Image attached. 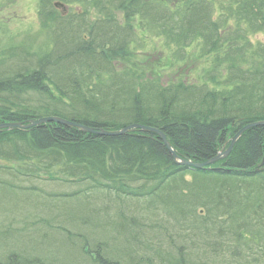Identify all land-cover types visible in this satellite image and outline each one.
Here are the masks:
<instances>
[{"label":"trees","instance_id":"1","mask_svg":"<svg viewBox=\"0 0 264 264\" xmlns=\"http://www.w3.org/2000/svg\"><path fill=\"white\" fill-rule=\"evenodd\" d=\"M101 1L113 0H39L43 44L50 48L22 43L5 50L0 123L52 115L96 128L145 123L163 129L182 157L201 161L226 149L248 123L264 120V41L250 39L251 33H264V0H220L219 5L216 0L114 1L125 17L141 15L147 28L168 43L186 49L201 40L202 55L215 53L219 62L229 64L225 71L214 69L201 83L191 84L162 80L163 70L155 71L157 77H145L152 72L148 69L117 70L120 53L132 42L127 35L133 32L112 14L98 19L91 6ZM56 2H84L88 9L79 7L74 21L73 13H64ZM230 19L237 23L231 26ZM246 63L248 67H241ZM217 76L224 84L221 89L209 86ZM1 158L19 164L3 169L23 184L4 178L0 188L41 194L58 208V215L67 213L74 228L64 221L52 224L55 216L43 218L37 224L45 222L46 228L28 232L27 249L0 259V264H125L108 260L105 254L113 247L90 237L95 226L105 228L116 220L138 236L127 240L120 256L130 259L129 264H149L145 253L140 255L139 236L162 224L155 220L162 212L194 230L232 236L231 242L213 246L215 257L264 258V125L245 130L227 157L199 170L177 163L156 133L136 129L99 135L55 121L0 129ZM187 174L195 179L186 180ZM19 175L27 181L44 176L69 189L43 191ZM94 193L108 198L94 205Z\"/></svg>","mask_w":264,"mask_h":264},{"label":"rangeland","instance_id":"2","mask_svg":"<svg viewBox=\"0 0 264 264\" xmlns=\"http://www.w3.org/2000/svg\"><path fill=\"white\" fill-rule=\"evenodd\" d=\"M114 1H101L91 7L97 11L98 19H107V15L112 14L117 23L119 22L123 27H131L133 33L124 34L132 42L129 41L127 52L120 53L121 58L116 63L117 70L131 71V69H137V71H140L139 69H148L152 71L147 73L145 77L153 74H156L157 77L155 71L163 70V77L160 75L162 80L172 79L175 82L183 80L191 84L201 83L209 71L216 69L220 73L229 66L228 63L219 62L215 53L202 55L201 40L194 42L186 49L168 43L165 37L147 28V24L143 22L144 18H141V15L130 18L125 17L124 10L115 6ZM171 1L167 0L168 4H171ZM221 1L216 0L218 5ZM38 2L39 0H0V60L5 55L7 48L19 46L22 43L32 44L35 49L48 50L50 48L49 43L43 44L46 33L42 30L37 12ZM224 2L226 3V1ZM79 7L88 9V5L84 2L80 5L68 7L69 12L73 13L74 21L80 17L78 15L80 12ZM102 10H105V13ZM95 19L97 20V18ZM74 21H71L70 24L74 25ZM236 23L235 19L229 20L231 26ZM195 25H198V21L195 22ZM74 26L76 27V22ZM75 27H70V32H74ZM250 39L254 43L264 41V33H251ZM225 51L226 48L221 50L219 54L223 55ZM125 53L129 54L126 58H123ZM251 57L250 54L247 59L250 60ZM248 66L247 63L241 65V67ZM174 75L178 76L174 79ZM217 79L215 83L210 82L209 86L214 88L215 85L219 89L223 88V81L218 76ZM217 82L219 84H216ZM18 166V163L1 158L0 179L5 178L7 181L23 184L20 180H16L10 171L3 169L5 167L17 168ZM42 174L46 175L44 172ZM18 178L25 180L24 175H19ZM44 179V176H41L38 179L25 180V182L29 184L37 183L38 187H43V191L48 192L69 189L67 185L49 182ZM185 179L192 181L195 177L192 174H187ZM73 187L71 186V188ZM30 194L29 191L17 193L0 188V259L2 260H5L13 252L22 251L23 247L27 249L24 240L29 237L28 232L35 228H46L45 222L37 224L39 221H44L43 218L46 220L55 216L51 219L52 224H61L64 221L66 226L73 227V224L68 222L67 213L63 216L58 215V208L50 207L49 202L42 198L41 194L40 196ZM107 198L106 196L98 198L97 193H94L90 201L94 205H101ZM144 211L141 212L144 213ZM198 213H204V211L198 210ZM146 218H148V215ZM155 220L161 221L162 224H156L159 227L156 226L154 229L147 228L148 230L142 236H139V239L143 241L140 255L144 252L146 259H150L149 264H264V258L255 260L250 257L245 260L241 256L238 260H235L226 257H215L212 252L217 250H213V246L221 245L219 242H231L233 238L229 235L221 236L219 230H211V232L209 228L202 232L194 230L187 225L176 223L173 218L168 217L166 212H162V215H159ZM117 221L106 224L105 228L95 226L91 229L94 232L90 237L107 241L113 247L111 253H108L109 256L105 254L108 260L122 259L125 264H129L130 259L126 260L120 254L122 250H126L127 240L135 241L138 236L129 231L126 225H119L121 221ZM83 231L88 230L84 229ZM144 235L146 240H144ZM223 245L225 246V244ZM88 257L90 258V256Z\"/></svg>","mask_w":264,"mask_h":264},{"label":"water","instance_id":"3","mask_svg":"<svg viewBox=\"0 0 264 264\" xmlns=\"http://www.w3.org/2000/svg\"><path fill=\"white\" fill-rule=\"evenodd\" d=\"M50 121H55V122H59L62 124H65L67 126H75L78 127L79 129L86 131V132H97L99 134H111V135H117V134H123L126 132H130L131 130H135L138 128H141L143 130L146 131H154L156 133H158L159 135H161V137L163 138L165 144L167 145V148L171 151V153L173 154L176 162L187 165L191 168H196V169H202L207 165L213 164L216 161H219L220 159L226 157L229 155V153L232 151L235 143L237 142V140L240 138V136L243 134V132L245 130H247L248 128L252 127V126H257V125H264V120H258V121H254L251 123H248L247 125H245L244 127H242L232 138L231 143L229 145V147L218 153L217 156L213 157L210 161L207 162H196L192 159H186L184 157H182L173 147L172 143L170 142V140H168V138L166 137V134L160 130L159 128L156 127H152V126H147V125H142L139 123H131L127 126H125L124 128L120 129V130H96L93 127L90 126H86L83 124L78 123L77 121L74 120H70V119H66L60 116H43L37 119H30L28 122H5V123H0V129L1 128H24V129H28L31 128L33 126L36 125H40L46 122H50Z\"/></svg>","mask_w":264,"mask_h":264},{"label":"bare ground","instance_id":"4","mask_svg":"<svg viewBox=\"0 0 264 264\" xmlns=\"http://www.w3.org/2000/svg\"><path fill=\"white\" fill-rule=\"evenodd\" d=\"M78 123H80V124H83V125H86V124H84V123H81V122H78ZM139 124H142V125H147V126H152V127H156V126H153V125H149V124H145V123H139ZM86 126H90V127H93V126H91V125H86ZM75 127V126H74ZM94 129H96V130H102V129H104V130H108V131H111V130H120V129H122V128H124V127H122V128H105V127H101V128H96V127H93ZM156 128H159V127H156ZM138 129H140L141 131H143V132H152V133H156V132H154V131H146V130H143V129H141V128H138ZM160 130H162L165 134H166V132L163 130V129H161V128H159ZM83 131V130H82ZM84 132H86V131H84ZM89 133H95V134H99V133H97V132H89ZM127 133V132H126ZM124 134V133H123ZM162 140H163V138L161 137V135H159L158 133H156ZM99 135H111V134H99ZM118 135V134H117ZM166 137H167V134H166ZM168 138V137H167ZM168 140H169V138H168ZM163 142H164V140H163ZM165 143V142H164ZM166 145V144H165ZM167 146V145H166ZM215 156H217V154L215 155ZM215 156H213V157H215ZM213 157H211V158H208V159H205V160H201V161H196V162H207V161H210ZM227 157V156H226ZM225 158V157H224ZM223 159V158H222ZM221 159V160H222ZM216 162H218V161H216ZM216 162H214L213 164H215Z\"/></svg>","mask_w":264,"mask_h":264}]
</instances>
